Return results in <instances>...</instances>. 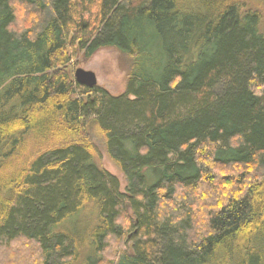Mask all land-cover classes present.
Returning a JSON list of instances; mask_svg holds the SVG:
<instances>
[{"label": "trees", "instance_id": "16d2710c", "mask_svg": "<svg viewBox=\"0 0 264 264\" xmlns=\"http://www.w3.org/2000/svg\"><path fill=\"white\" fill-rule=\"evenodd\" d=\"M103 48L130 59L122 95L68 71ZM12 243L22 264H264V0H0Z\"/></svg>", "mask_w": 264, "mask_h": 264}, {"label": "rangeland", "instance_id": "374dc122", "mask_svg": "<svg viewBox=\"0 0 264 264\" xmlns=\"http://www.w3.org/2000/svg\"><path fill=\"white\" fill-rule=\"evenodd\" d=\"M129 67L130 59L127 56L115 48H103L95 52L89 58L84 57L82 53L79 54L70 62L68 71L71 73L72 78L76 69H82L94 73L97 81L95 87L102 88L109 94L117 96L122 95L125 92ZM93 142L100 156L98 164L118 179L120 190L121 192H124L126 182L123 174L108 156L103 143L99 140H94ZM84 224H90V221L85 222ZM0 249L1 255L6 254L5 256H8L7 258L9 259H11L9 256L14 257L10 261H4L0 256V261L2 264H13V262H15V264H22V261H25V258L23 257L24 255L22 256V254H19V251L22 252L24 250L22 249V246H17L12 243L8 249ZM14 251H17L18 254L15 255L13 253ZM18 260L21 262L19 263Z\"/></svg>", "mask_w": 264, "mask_h": 264}, {"label": "water", "instance_id": "95a60500", "mask_svg": "<svg viewBox=\"0 0 264 264\" xmlns=\"http://www.w3.org/2000/svg\"><path fill=\"white\" fill-rule=\"evenodd\" d=\"M73 79L78 85L85 86L89 89L94 88L97 84L94 73L82 69L75 70L73 74Z\"/></svg>", "mask_w": 264, "mask_h": 264}]
</instances>
